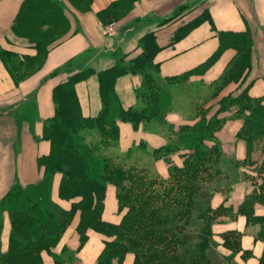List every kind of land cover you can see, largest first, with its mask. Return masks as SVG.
<instances>
[{"label":"crops","instance_id":"0c3cea01","mask_svg":"<svg viewBox=\"0 0 264 264\" xmlns=\"http://www.w3.org/2000/svg\"><path fill=\"white\" fill-rule=\"evenodd\" d=\"M25 1L0 0V52L6 55V61L0 58V255L9 249V212L14 206L27 210L32 199L43 211H71L72 204L79 201L61 199L62 175L45 177L39 164V158L51 149L43 133L55 112L53 90L71 75L93 71L74 87L82 116H97L102 107L97 73L138 57L142 51L139 41L153 33L158 79L187 76L168 89L167 96L161 95V119L134 129L115 116L118 144L112 156L167 179L169 166L181 167L192 152L198 129L213 118L219 120L218 129L204 142L219 150L221 180L207 199L213 211L221 210L211 226L212 234L240 233L241 246L251 256L240 258L238 264H258L263 244L256 239L254 226L247 228L245 217L238 212L254 187L249 178L255 175L257 164L253 170L243 165L249 159L246 143L238 136L243 121L234 106L221 109L220 103L244 91L252 98L264 99V0H137L121 17L111 12L121 0H52L67 19L62 28L66 32L47 46L40 44L44 48L37 39L15 29ZM181 8L177 17L162 24ZM110 24L116 25L115 35L105 34ZM247 31L252 38L251 68L228 80L238 52L226 47L211 60L220 47L219 34ZM142 82L139 74H126L115 81V112L138 104L137 89ZM34 189L41 191L33 194ZM17 192L21 197L9 200ZM125 212L119 211L115 186L105 183L101 221L117 226ZM253 212L256 217L264 216V205L255 204ZM80 222L81 211L76 210L56 244L41 252L42 264L99 263L105 242L113 238L93 229L86 230L83 238ZM113 262L134 264L135 255L127 252L120 262Z\"/></svg>","mask_w":264,"mask_h":264},{"label":"trees","instance_id":"16d2710c","mask_svg":"<svg viewBox=\"0 0 264 264\" xmlns=\"http://www.w3.org/2000/svg\"><path fill=\"white\" fill-rule=\"evenodd\" d=\"M136 1L121 0L111 7V12L121 17ZM181 11L182 8L162 24L177 17ZM198 22L189 25L187 31ZM66 25L67 19L56 2L26 0L17 17L15 29L37 39L38 45L44 48L43 45L47 46L66 32L62 29ZM44 26L47 28L45 31L41 30ZM58 33L61 34L58 36ZM219 41V50L211 60L226 47H234L238 52V58L229 69L231 76L227 77L228 80L236 79L239 71L251 68L252 38L248 31L240 34L220 33ZM139 48L141 54L132 61L121 62L97 73L102 107L95 117L82 116L74 87L77 82L92 75L93 71L85 70L71 75L53 90L55 112L43 133L51 149L47 156L39 158V164L44 169L45 177L56 173L62 175L59 185L61 199L79 198V201L72 204L71 211H43L39 203L32 199L28 200L27 210L14 206L9 212V249L0 255V264H42L41 252L56 244L76 210L81 211L79 230L83 238L88 229L113 238L105 242L98 264H114L115 259L120 262L127 252L134 253V264H224L210 253L209 246L215 237L211 226L221 210L213 211L207 202L208 193L216 190L217 186L216 189L212 187L221 180L217 166L219 150L216 146L209 148L204 143L218 129L219 120L213 118L198 129L192 152L185 156L181 167L169 166L167 179L149 175L135 164L127 167L105 157L101 175L99 178L93 177L87 157L75 142L78 133L88 130L97 138L96 148L92 150L114 148L118 144L117 119L127 121L137 129L140 125L146 127L155 117L162 118L160 95L166 87L178 85L187 75L158 79V65L153 61L158 47L153 33L141 38ZM5 57L0 52V58L5 60ZM126 74H139L142 77V87L137 89L138 104L127 109L119 108L115 112V81ZM227 79H223V82ZM220 105L221 109L234 106L236 116L242 119L238 136L246 143L247 157L251 144L255 141L263 143L259 180L238 212L245 217L246 227L250 223L258 225L256 239L263 244L258 264H264V216L256 217L253 212L255 204L264 205V99L252 98L244 91L235 98L222 100ZM105 183L115 186L119 211H126L117 226L105 224L100 218ZM17 196L11 194L9 200H16L19 198ZM216 237L223 238L224 247L232 255H239L242 260L251 256L241 246L240 233Z\"/></svg>","mask_w":264,"mask_h":264},{"label":"rangeland","instance_id":"374dc122","mask_svg":"<svg viewBox=\"0 0 264 264\" xmlns=\"http://www.w3.org/2000/svg\"><path fill=\"white\" fill-rule=\"evenodd\" d=\"M60 34L61 33H58V36ZM55 36H57V33ZM168 89H171V88L166 87V90H164V92H162L161 95L167 96L169 93ZM173 90H177V89H173ZM179 90H181V89H179ZM157 118L158 117L153 118L152 121L155 122V119H157ZM96 140H97V138L95 137L93 132L88 131V130H82L75 137V142H76L79 150H81V152H83L85 154V156L87 157V159L89 161V170L92 172L93 177L97 176V178H99V176L101 175V170H102V166H103V157H105L104 159H106V160L110 159L114 162L119 161L121 164H123L124 166H127V167L134 164V163H131L132 161H130L128 159H123L121 157L112 156V154L115 153V147L112 149L111 148L99 149L98 151L92 150L93 148H96V146H94L96 143ZM262 145H263V143L262 142L259 143L258 141H255L253 144H251V151H250L249 159L243 163L244 166H250L252 170H253V168H256V169H254L255 175H253L254 173H252L251 175H253V176L249 178V179H252L253 184H255L257 182V180H259L258 170H259L260 165H261L262 160H263L262 150H261ZM251 154L254 156V158H255L254 160H252ZM132 155L136 156V152H133ZM255 164H257V165L255 167H253ZM36 191L40 192L41 189L40 190L34 189L32 193L35 194ZM13 195H17V194H13ZM208 195H210V192L208 193ZM18 197H21V196L19 195ZM206 207H207V205H205V208ZM250 224L252 225V223H250ZM250 226H248V227H250ZM255 226H258V225H254V228L256 229V231H258V228ZM209 246H211L210 253H212L216 259L220 260L224 264H238L240 262V256L232 255L230 253V251L224 247L223 238L213 237L211 240V244ZM221 255H222V257H221Z\"/></svg>","mask_w":264,"mask_h":264},{"label":"built area","instance_id":"2783aa9c","mask_svg":"<svg viewBox=\"0 0 264 264\" xmlns=\"http://www.w3.org/2000/svg\"><path fill=\"white\" fill-rule=\"evenodd\" d=\"M106 35H115L116 34V25L110 24L105 28Z\"/></svg>","mask_w":264,"mask_h":264}]
</instances>
